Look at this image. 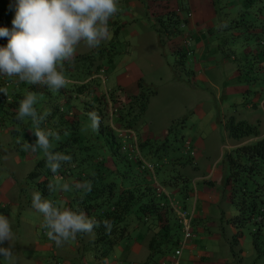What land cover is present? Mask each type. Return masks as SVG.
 Here are the masks:
<instances>
[{
    "label": "rangeland",
    "instance_id": "374dc122",
    "mask_svg": "<svg viewBox=\"0 0 264 264\" xmlns=\"http://www.w3.org/2000/svg\"><path fill=\"white\" fill-rule=\"evenodd\" d=\"M126 1L118 0L119 11L117 14L119 16L116 18L115 15L117 14H115L109 19V37L106 40L95 48H89L84 41H81L76 46V50H90V53L93 52V56H95L93 58L94 64L98 61L106 68L104 80L100 83V80L96 78L99 80V85H97L99 90L102 87L115 88L117 86L116 76L119 75L120 80L123 81L127 69L129 70L127 72L128 77H133L134 74L138 75L141 72L142 83L154 91L148 95L145 108L133 123L136 131H139L140 134L144 133L141 136L138 135V139L142 141L144 138L148 139L149 136L154 147L160 146L161 140L158 137L172 123L171 130L165 132V135L163 134L166 136L165 144L158 147V155H163L158 159V162L162 164L167 158L183 156L182 162L184 163H179L176 168L181 172L183 171V174H187L188 185L192 186L190 182L192 175L188 172V169H191V163H186L187 157L184 158L186 154L183 155L184 152L181 150L183 139L187 138L192 143L194 137L202 135L203 142L207 145L206 152L213 153L215 147L216 152H218L221 139L225 144L226 139L228 141L231 138L236 139L228 136L227 133L224 134L223 121L230 114L235 119L248 121L259 132H264V97H262L264 95V66H261L263 65L261 64L262 61L259 63L262 54L260 53L257 59H253L251 52H242L243 47L247 46L246 44L253 51L255 44L253 40L244 38L241 33L233 35V32L238 31L234 25L222 29L217 27L218 24L214 26L202 24L201 27L205 29L202 38L208 34L212 38L200 46V49L197 47L195 52L185 54L182 56L183 58H180L165 44V39L170 38V36H163L162 42L158 41L154 30L157 16L153 12L163 9L165 3L169 7H176L180 1L130 0L131 3L125 4ZM136 1L142 2L144 7L142 6L140 9V6L135 4ZM213 3L216 7L220 6L221 10H226V13L221 12L217 16V20L214 19L213 22H218L219 19L228 21L234 18L238 11L256 23L259 19L264 21V0H213ZM195 39L197 37L190 38V45L195 44ZM99 50H103V53H99ZM231 55L235 57L232 58ZM68 66L67 68H69ZM236 67L240 68L239 75L234 73ZM63 72L65 76H68L67 70H63ZM193 74H196L197 78ZM241 85L247 89L239 91L238 86ZM6 89L8 90L7 86ZM64 92L67 94H63ZM253 93L260 94V98L262 97L260 102L252 103L250 97ZM115 94L116 92L113 93V95ZM0 96H4V94L0 92ZM62 97L68 99L65 105L72 106L79 111L76 113L79 123L77 133L81 139H86L80 140L78 144L80 146L90 145L86 148L80 147L75 155H84L85 152L95 154L104 150L107 151L106 135L99 129L90 128L91 121L88 116L90 111L84 108L85 100H89L93 104L94 111L97 109L96 102L91 95L73 92L67 83L61 90H50L41 98L37 97L38 103L35 107L38 112L49 113L54 106V100H58L62 104ZM121 98L125 99L123 94ZM244 99L248 105L244 103ZM102 104L104 106L100 107L109 113V109H111L109 105L111 104L108 101ZM1 106L0 183H4V191L0 193L6 199L16 200L17 205L14 208L9 207L7 202L4 207L0 208V211L4 210L9 213L8 219L14 233L13 242L16 248H14L16 250L14 254L19 258L18 264H31L33 256L43 258V264H63L62 258H65L69 264H103V262L95 260L93 256L91 247L93 231L91 233H78L75 239L64 243L61 247H57L54 241L48 239L45 229L42 227L43 216L32 206L33 193L40 192V187H37L35 183L42 178L43 174L46 176V164L37 166L38 173L34 176L27 175L30 170L36 167V160L44 155L39 149L32 152L23 148L25 143L35 141L36 137L32 132L36 125L30 118L18 121L10 113L5 115ZM48 119L51 122L50 116ZM212 123L216 125L214 128L211 127ZM40 128L47 130L41 126ZM56 133L58 134L57 137L52 138L51 141L52 147L60 141H64L71 134L69 129H63ZM143 148L146 149V145ZM148 158L153 162L155 156ZM76 159V162L81 166L86 164L80 158L76 157ZM262 165L264 167V164ZM118 168L119 172L122 173L123 169L120 166ZM46 177L48 182L54 179L51 174ZM149 177H151L152 182L150 174ZM256 177L259 183L256 192L258 197L264 201V168L260 169V173H257ZM55 178H59L62 182H67L70 185L72 183L66 181L67 179L65 180L63 176L59 177L58 172L55 174ZM215 183L219 184L220 181H215ZM200 187L199 182H196L195 190L200 189ZM166 189L177 205L184 204L186 209L190 208L191 195L183 197L179 191L173 190L168 184H166ZM75 192H79V190L73 189L68 192H49L48 190L44 194L40 193L44 199L68 207L67 201ZM225 192L226 190H222V185L216 189L212 188L209 194L213 195L212 197L216 195L219 201L210 203L208 211L210 214L208 213L206 218L192 219L191 240L185 243L181 253L183 261L187 260L190 253H193L200 257L203 264L264 262V219L259 220L262 214L255 210L250 219L243 221L239 227L240 233L237 241H234L232 234L235 229L228 221V216L224 217V215L232 216L236 213V209L232 203L225 199ZM198 201L199 199L197 204ZM262 201L257 199L258 204L263 208ZM29 217L34 221H32L31 226L26 221ZM33 235L35 241L52 242L56 249L55 254L46 255L41 251L36 252L32 240ZM116 250L112 249L110 251L112 254L108 253L106 262L109 263L115 259L118 261L117 264H130L132 260L136 261L135 264H160L157 252L148 255V234L135 254H128L130 252L128 249L123 252ZM239 252L241 253L239 254ZM228 257H233V260H228ZM0 260L5 262L3 257H0Z\"/></svg>",
    "mask_w": 264,
    "mask_h": 264
},
{
    "label": "trees",
    "instance_id": "16d2710c",
    "mask_svg": "<svg viewBox=\"0 0 264 264\" xmlns=\"http://www.w3.org/2000/svg\"><path fill=\"white\" fill-rule=\"evenodd\" d=\"M15 2L16 0H0V27L12 29V20L15 16ZM212 4L215 11L214 19L217 20V16L221 12L226 13V10H221L220 6L216 7L213 0ZM182 9L184 10V7L180 3L176 7H169L165 3L163 9L157 12L153 11L157 16L155 18L157 23L154 25V30L159 42H162L163 36L169 37L181 32V26H183L181 24L184 22V17L179 12ZM257 21L256 23L254 20L246 18L238 11L234 15V18L228 21L219 19L218 22H214V25L218 24L217 27L222 29L234 25L238 31L233 32V35L241 33L247 40H253L255 49L251 51L252 49L246 44L247 46L243 47L242 52H251L253 59H257L261 53L262 59L260 58L259 63L262 61L261 64L263 65H260L264 66V21L261 19ZM7 42V37H0V46H6ZM184 43L185 45L182 47V50L176 48V50L172 51L179 55L180 58H183L182 56L185 54L193 52L192 47H190V39H186ZM99 53H103V50H99ZM94 57L93 52L90 53V51L75 53L72 62H64L63 70H67L69 73L66 78L68 79L69 88L73 92L88 94L94 98V102L97 105L95 112L100 117L98 129L106 135L107 151L104 150L95 154L85 152L84 155H75L80 150V147L86 148L90 145L80 146L78 144L80 140L82 141L86 138L81 139L77 133L79 123L76 113H79V111L72 106L65 105L68 100L67 98L62 97V104L58 100H54L55 104L52 102L54 106L50 109V114L46 117V121H42L40 126L51 129L54 132L63 129H69L71 132L64 141H60L52 147L54 151L72 155L71 164L65 163L58 170L59 177L63 176L65 180L67 179L66 181L72 182L71 184L85 180L92 183V190L90 192L79 190V192H75L73 196H70L71 198L67 203L69 208L83 211L89 218H95L96 221L101 222L100 227H94V235L91 239V247L95 260L103 262V264H110V262H106V257L108 253L112 254L110 251L115 249L116 245L122 247L128 246L126 243L137 237V233L140 235L146 231L148 233V255L157 252L158 261L161 263L162 260L166 261V257L172 252L173 247L181 236L180 223L169 203L168 197H172L166 189V184L170 185L173 190L179 191L183 197H187V192L190 188L187 182L188 177L176 168L179 163H184L182 162L183 156L167 158L162 164L158 162V159L163 156L158 155V147L165 144L166 136L164 135L165 132L167 133L171 130L172 123L158 137L161 140L159 142L160 146L155 147L152 145L149 136L148 139L144 138L140 141L138 139L140 132L136 131L133 127V123L145 108L148 95L154 90L144 85L141 77H138L136 79V92L125 94V99H122L121 95H119L121 87L116 86L109 93V100L97 88L99 77L92 76L94 72L99 70L101 65L98 61L94 64ZM231 57L234 58L235 56L231 55ZM76 61L78 62L76 63ZM85 61L88 62L86 63ZM236 69L238 71L237 75H239L240 68L236 67ZM6 86L8 87L7 95L2 92L4 96H0V106L5 102L1 106L2 112L5 115L10 113L14 119L19 101L28 92H32L40 98L43 94L46 95L50 92L47 86L29 84L20 81L17 77H7L0 74V87L6 88ZM115 92L116 94L113 95ZM63 94L67 93L64 92ZM107 100L111 101L112 108H114L110 113H107V111L103 110L104 108L100 107H103L102 103ZM85 101V110L93 112L94 108L91 101ZM49 116L51 122H49ZM121 127L133 130L137 137V151L133 147L128 146L121 148L122 137L118 135L117 130V128ZM223 127L230 136L238 138L255 136L254 139L242 142L222 156V160L226 162L227 166L222 177V183L227 185L228 200L236 209V213L230 216L228 221L235 228L232 239L237 241L240 233L239 227L243 224V221L253 216L252 214L255 210L262 214L259 220L264 219V207L262 208L257 202V199L262 201V198L258 197V193L256 192V189L259 188V183L256 180L257 177L255 178V175L260 173V169L264 168L262 167V164H264V133L259 134L254 125L244 119H235L232 114L223 121ZM127 142H130L128 138L125 139L124 143ZM144 145H146V149L143 148ZM190 149L191 147L185 148L183 142L181 143V150L184 152L182 154H186L184 158L189 156ZM21 152L24 151L21 150ZM153 155L155 159L151 162L148 157ZM76 157L83 160L86 164L81 166L76 162ZM143 160L152 164L153 176L156 177L165 192L160 191L156 193L154 185L151 182V177H149L151 171L144 164ZM44 164H46V158L42 156L36 160V167L30 170L27 175L34 176L38 173L37 166ZM119 166L123 169L122 173L118 170ZM45 174L46 176L49 174L54 176L47 166ZM46 176L43 174L42 178L35 183L37 187H40V192L43 194L48 191L47 185L49 182ZM71 177L73 178L71 179ZM190 182L191 187H193L194 180H190ZM262 202L264 206V201ZM176 206L180 209L185 208L184 204H176ZM105 219L112 222L113 226L110 234H107L103 227L102 221ZM192 219L193 216L190 219L191 225ZM141 231L143 232L141 233Z\"/></svg>",
    "mask_w": 264,
    "mask_h": 264
},
{
    "label": "clouds",
    "instance_id": "9594fccd",
    "mask_svg": "<svg viewBox=\"0 0 264 264\" xmlns=\"http://www.w3.org/2000/svg\"><path fill=\"white\" fill-rule=\"evenodd\" d=\"M118 11V0H16L12 29L0 27V37L8 38L7 45L0 46V74L58 91L68 83L63 72L64 62L73 61L76 46L81 41L89 48H95L106 40L109 37V19ZM101 67L103 79L94 75L99 70L92 74L99 77L100 82L104 80L106 70L104 66L100 65ZM112 89L102 87L101 92L110 100L109 93ZM0 92L7 95L6 88L0 87ZM122 94L125 96L120 90L119 95ZM37 103V96L28 92L18 103L15 119L24 121L30 118L36 125L32 132L36 137L35 141L25 143L23 148L43 152L46 166L54 174V179L47 185L49 192H68L73 189L90 192L91 181L70 185L55 178L63 164H71L72 155L52 150V138L58 134L51 129L40 128V123L50 113H39L35 107ZM88 116L90 128L97 130L100 117L95 111L88 113ZM187 140L193 151L189 156H192L194 147ZM32 206L42 214V227L48 239L54 241L57 247L75 239L78 233H91L94 227L101 226V222L89 218L83 211L57 205L44 199L40 192L33 193ZM102 224L105 232L110 234L112 222L105 219ZM13 241L14 233L9 219L0 215V257L7 264H18L19 258L14 254Z\"/></svg>",
    "mask_w": 264,
    "mask_h": 264
},
{
    "label": "crops",
    "instance_id": "0c3cea01",
    "mask_svg": "<svg viewBox=\"0 0 264 264\" xmlns=\"http://www.w3.org/2000/svg\"><path fill=\"white\" fill-rule=\"evenodd\" d=\"M179 1L181 3L182 7H184L183 12H181V11L179 12L180 15H183V17H184V22H183V24H181V25H183V26H181L182 30L180 33L173 35V37L170 36V38H168V39L166 38L165 44L167 46H169L171 51L176 50V48H179L182 50V47L185 45L184 41L186 39H188V38L194 39V37H197V39H195V44L193 46L190 45V47H192L193 52H195L197 47L200 49V46H202L206 41H210V39H211V36L209 34H208V36H205L204 38H202V34H203V32L205 33V31H204L205 29L202 28L201 26H202V24H204L205 26H214L213 20L215 17V11H214V7L212 4V0H179ZM128 3H131V1L127 0L125 2V4H128ZM135 4L137 6H140V9L142 6L144 7L143 3L140 1H136ZM115 16H116V18H118L119 14H117ZM190 44H191V42H190ZM87 51L89 52L90 50H80V51L76 50L75 53H80V52L83 53V52H87ZM234 71H235L234 73H237V69H234ZM127 72H129L128 69L124 73L123 81L120 80L119 75H117L116 79H115L116 85L121 87V91L125 94L137 91L136 79L138 77H141V72H139L138 75L134 74L133 77H128ZM193 75L197 78L196 74H193ZM243 89H246V87L243 85L238 86L239 91H243ZM262 97H264V95ZM262 97L260 98V94H258V93H253L252 96L250 97V99H251L252 103H254L255 101L260 102ZM244 103L246 105H248L246 103V99H244ZM215 126H216L215 123L211 124L212 128H214ZM262 133H264V132H259V134H262ZM142 134H144V133H141L140 136ZM224 134L226 135L225 129H224ZM201 136L202 135H198V136L194 137V139L191 143L192 146L195 147L194 154L192 156H187V162H186V163H191V169H188V172L191 173V175H192L191 179H194V183H193L194 186L193 187L190 186V188L187 192L188 196H190V195L192 196V203H191L190 208H192V210H193V219H196V218L204 219V218H206L207 215L210 214L208 212L210 203L212 201L213 202L219 201V199H217L216 195L214 197H212L213 195L209 194L211 192L212 188L216 189V188H218L219 185H222V190H226L225 199H227V201H229L228 200V187L226 184L222 183L223 174L227 169V166L225 164L226 162H224L222 160V156L224 155V153L230 151L233 147L241 144V142L249 141V140H252L255 138V136H248V137H241V138L235 137L236 139L231 138V139H229V141L226 139V141H227L226 144L223 143V140L221 139V142L218 146V152H216V147H215V151L213 153H210V152H206V146L207 145L203 142V138ZM228 136H230V135H228ZM230 137H234V136H230ZM232 140H236V141H232ZM223 150H224V152H223ZM185 175H186V177H188L187 174H185ZM215 181L216 182L220 181V183L217 184V183H215ZM196 182H199V184L201 185L200 189H198V190L197 189L195 190ZM3 184L0 183V192L4 191ZM200 198H201V200H200ZM198 199H199V201L197 204ZM7 202H8L9 207L14 208L17 205L16 200L6 199L0 193V208L4 207L7 204ZM0 215H4L7 218L9 217V213L4 211V210L0 211ZM227 216H228V218L230 217L228 214L224 215V217H227ZM26 221L28 222V224L30 226L32 225L33 220L31 217L27 218ZM205 223L207 224V222H205ZM231 226H233V225L231 224ZM233 229H235V228L233 227ZM136 230H140V229H136ZM32 232L34 234L33 228H32ZM137 232H140V231H137ZM142 232L143 231H141V233ZM147 234L148 233H146V231H144L143 234H140V235H139V233H137L136 234L137 237H135L132 241L126 243V244H128V246H127L128 248L124 247V246L122 247L120 245H117L115 247V250L118 249L116 251L123 252V251L128 249L130 251V252H128V254L129 253L135 254L140 249L141 243L146 240ZM32 240L34 241L33 245L36 248L35 249L36 252L41 251V253H44L46 255L55 254L56 249L53 247L54 244L52 242L48 243V242L43 241V240L35 241L34 235L32 237ZM15 251L16 250H14V252ZM197 253H200V252L197 251ZM240 253L241 252H239V254ZM227 259L233 260V257H228ZM42 260H43V258L41 259V257H34L33 256V261L31 264H43ZM62 262H63V264H69V262L65 258H62ZM117 262H118L117 260H112L110 262V264H115ZM135 263H136L135 260H132L130 262V264H135ZM0 264H7V261H5L3 263L0 260ZM182 264H203V262L201 261L200 257H197V255L190 253L188 255L187 260L183 261V259H182ZM252 264H264V262L263 263H261V262L260 263H254L253 262Z\"/></svg>",
    "mask_w": 264,
    "mask_h": 264
},
{
    "label": "built area",
    "instance_id": "2783aa9c",
    "mask_svg": "<svg viewBox=\"0 0 264 264\" xmlns=\"http://www.w3.org/2000/svg\"><path fill=\"white\" fill-rule=\"evenodd\" d=\"M102 72H103V68L101 67L99 69V71L94 74V75H98L101 79H103L102 76ZM109 103V100H108ZM110 104V103H109ZM108 104V105H109ZM111 107V109H109V113L114 109L112 108L111 105H109V108ZM118 130V135H120L122 137V143H121V148H124L125 146L128 147H133L136 150V142H137V137L134 134L133 130L130 128H117ZM129 139L130 142L124 143L125 139ZM128 141V140H127ZM185 148H189V141L186 139L184 140L183 143ZM193 151L190 150V153H192ZM144 164L147 166L148 169H150L151 171V176H152V183L154 185L155 191L157 192H165V190L163 189L162 185L158 182L157 179H155V177L153 176V166L150 162L144 161ZM169 203L172 206L173 210L176 213V217L178 222L180 223V228H181V236L178 239L176 245L173 247L172 252L166 257V261L162 260V264H181V253H182V249L185 245V243H187L189 240H191V236H192V225L190 222L191 217L193 216V210L192 208L189 209H180L178 206H176V204L173 202L172 198L168 197Z\"/></svg>",
    "mask_w": 264,
    "mask_h": 264
}]
</instances>
